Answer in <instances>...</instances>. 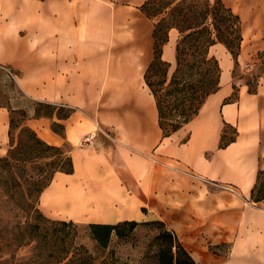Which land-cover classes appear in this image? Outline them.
<instances>
[{
	"label": "crops",
	"instance_id": "crops-1",
	"mask_svg": "<svg viewBox=\"0 0 264 264\" xmlns=\"http://www.w3.org/2000/svg\"><path fill=\"white\" fill-rule=\"evenodd\" d=\"M147 1L0 0V66L14 71L31 99L70 109L59 119L64 134L48 118L34 119L43 141L71 148L73 171L60 174L75 182L77 194L63 190L58 207L67 214L77 202L91 210L90 220L68 218L76 223L160 220L196 264H264V197L257 198L264 179V73L252 87L236 76L238 69L250 71L248 54L212 45L217 89L165 136L146 81L156 26L143 11ZM222 1L244 17L264 3ZM248 27L254 26L244 22L242 43ZM178 36L172 28L163 46L170 67ZM218 45L225 51L219 54ZM8 118L0 106L1 143L8 141ZM93 123L104 125L101 133ZM91 152V161L82 159ZM56 175L42 192V207Z\"/></svg>",
	"mask_w": 264,
	"mask_h": 264
},
{
	"label": "rangeland",
	"instance_id": "rangeland-1",
	"mask_svg": "<svg viewBox=\"0 0 264 264\" xmlns=\"http://www.w3.org/2000/svg\"><path fill=\"white\" fill-rule=\"evenodd\" d=\"M148 2L152 3L147 11L152 15L157 14L153 16L156 23L163 22L160 43L166 39L169 27L176 26L179 31L173 67L162 58L163 63H158L146 75L152 91L168 115L165 121L167 128L172 122L183 121L187 113L194 115L208 93L217 88L219 65L210 53V46L215 41L225 40L235 52L243 49L248 54V62L252 65L248 67L250 71L242 73L238 69L236 76L241 75L242 81L252 87L256 85L264 73V30H259L256 25L257 19L261 22L260 26L264 25V3H255V7H250L246 20L238 6L230 14L218 4V0ZM224 4L229 7L228 3ZM235 15L240 16L241 27ZM246 21L254 27H248L246 34L243 32L244 42L238 48L239 32L241 30L242 33ZM192 25L197 27L183 32ZM175 38L173 34V41ZM218 47L219 54L225 51L222 45ZM171 55L172 49L169 47L166 56ZM0 106L5 107L9 114L8 141L0 142V264H32L38 256L47 255H68L65 261L68 262L79 256L81 246L86 247L92 255L94 264H158L161 252H166L170 243L168 228L166 224L161 225L160 220L148 221L153 224L138 222L136 228L126 236L113 235L109 246L101 248L89 233L88 223L68 219L90 220L91 210L82 203L71 202L67 214L60 211L58 206L62 191L67 196L77 194L75 182H64L63 174L56 175L58 171L70 168L71 148L69 145L61 147L46 143L58 148L48 147L39 142L34 134L39 136L34 119L48 118L52 129L64 134V124L59 119L68 115L70 109L31 99L20 87L14 71L1 66ZM102 126L101 123L92 124V128L100 133L104 128ZM88 137L82 141L83 144L88 143ZM93 154H84L82 159L91 161ZM54 175L55 182L42 196L44 211L41 195ZM48 213L66 220L52 219ZM62 221L71 226L59 230L61 225L58 223ZM60 237H64L63 242ZM172 241L173 250L177 252V240Z\"/></svg>",
	"mask_w": 264,
	"mask_h": 264
},
{
	"label": "trees",
	"instance_id": "trees-1",
	"mask_svg": "<svg viewBox=\"0 0 264 264\" xmlns=\"http://www.w3.org/2000/svg\"><path fill=\"white\" fill-rule=\"evenodd\" d=\"M210 2H211V0H210ZM151 3L152 2L145 3L146 4L145 7L143 5L142 8L148 17L153 18V16H156L157 14L155 13L154 15H152V13H149V11H147V7L149 5H151ZM218 4H220L224 8L225 11L229 12L230 14H233V10L229 7H226L222 0H218ZM235 16L237 18L238 25L241 27L240 16L239 15H235ZM162 26H163V22L156 23L155 31H154L155 60L152 63V65L150 66V68L148 69V71L151 70L158 63H163L162 46H164V44L168 41V34H167L166 39H163L160 43V30L162 29ZM196 27H197L196 25L188 26L185 29H183V32L188 31V30H192ZM172 28H176V26L169 27L168 33ZM188 35H190V34H188ZM187 36L184 37V39L187 38ZM242 39H243V37H242L241 30H240L239 37H238L239 42L237 45L238 48L240 47ZM218 42L224 43L230 49V51H232L235 55H237L238 52H235L234 50H232L231 46L225 40L215 41L211 44V46L218 43ZM177 51L179 52V46L177 47ZM164 62L167 63L166 61H164ZM168 65H169V63H168ZM147 73H146V75H147ZM218 78H219V76H218ZM146 81H147V77H146ZM147 83L151 88V84L148 81H147ZM218 84H219V79H218ZM216 89H214L210 93L214 92ZM153 93H154L156 100H157V106H158V111H159V123H160V126H161L165 136H167V135L171 134L172 132L178 130L183 124L187 123L192 118L193 114L191 115V113H187L183 116L184 117L183 121L172 122L169 124V127L167 128L165 121L168 119V117H167L168 115L166 113L165 108L162 106L161 101L159 100V98H157L156 93L154 91H153ZM210 93H208V95ZM196 113H194V115ZM34 134L36 136V139L39 142L46 144V142L43 141L39 136H37L36 133H34ZM46 145H48V144H46ZM48 147H55V146L48 145ZM55 148H58V147H55ZM72 171H73V163H72V159H71L70 168L62 170V172L71 173ZM60 172L61 171H58L57 174ZM263 197H264V179H263V181H262V183L258 189L257 198H263ZM160 223H161V225H165V223L162 221H160ZM145 224H153V223L152 222H145ZM58 225H61V229H59V230H63L64 228L71 226V224H69L66 221H62V222L58 223ZM137 225H138V222H136V221H123V222H119L117 224L89 223V224H87V228H88L89 233L91 234L92 238L97 242L98 246H100L101 248H107L109 246V243H110L113 235H116L118 237H124L128 234V232L133 231ZM168 232L170 233V234H168V235H170L169 236L170 237V243L167 246L166 252H161L158 264H196V262L192 259V257L189 255V253L184 249L182 244L179 242L178 238L170 230H168ZM59 239L61 242L64 241V237H60ZM173 239L177 240V244H176V246L178 247L177 252H175L173 250V247H174L173 241H172ZM81 247H82L81 248L82 250H81V253L79 254V256H76V257L70 259L68 262H65L68 259V255L67 256H61V257H59V256L58 257H52L50 255H47V256H38L37 261L33 262L32 264H94L93 263L94 259H93L92 255L89 254V251L86 249V247H84V246H81Z\"/></svg>",
	"mask_w": 264,
	"mask_h": 264
},
{
	"label": "bare ground",
	"instance_id": "bare-ground-1",
	"mask_svg": "<svg viewBox=\"0 0 264 264\" xmlns=\"http://www.w3.org/2000/svg\"><path fill=\"white\" fill-rule=\"evenodd\" d=\"M246 20H248V18L246 17ZM261 22L259 19H257L256 25L260 26Z\"/></svg>",
	"mask_w": 264,
	"mask_h": 264
}]
</instances>
